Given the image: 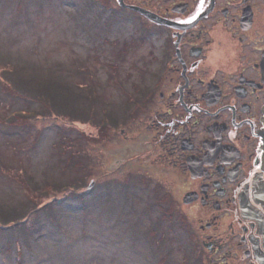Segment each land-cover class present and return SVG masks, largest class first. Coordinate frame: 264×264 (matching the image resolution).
<instances>
[{
    "label": "rangeland",
    "instance_id": "1",
    "mask_svg": "<svg viewBox=\"0 0 264 264\" xmlns=\"http://www.w3.org/2000/svg\"><path fill=\"white\" fill-rule=\"evenodd\" d=\"M86 3L0 0V68L22 77L14 89L29 99L10 100L0 85V264H199L161 215L156 167L119 132L135 128L139 22L106 21ZM118 50L121 64L107 66ZM38 92L54 95L49 105ZM90 111L94 120L117 113V127L106 117L108 133L89 124Z\"/></svg>",
    "mask_w": 264,
    "mask_h": 264
},
{
    "label": "flooded vegetation",
    "instance_id": "2",
    "mask_svg": "<svg viewBox=\"0 0 264 264\" xmlns=\"http://www.w3.org/2000/svg\"><path fill=\"white\" fill-rule=\"evenodd\" d=\"M87 4L106 21L139 22L135 128L119 132L156 167L158 206L183 231L173 240L199 264H264V0ZM116 53L107 66L121 64Z\"/></svg>",
    "mask_w": 264,
    "mask_h": 264
},
{
    "label": "trees",
    "instance_id": "3",
    "mask_svg": "<svg viewBox=\"0 0 264 264\" xmlns=\"http://www.w3.org/2000/svg\"><path fill=\"white\" fill-rule=\"evenodd\" d=\"M85 6H86V8L88 9V7H89V5L86 3L85 4ZM116 43H118V42H116ZM113 45L115 44V43H112ZM88 79H87V83H88V85H90V83H91V81H92V79H91V74L89 73V71H88ZM46 79H50V77H45ZM20 79H22V77L21 76H19L18 74H17V76H15V74H14V69L11 67V66H8V65H3V67H1L0 68V85H4L5 86V92L8 94V95H10L9 97H10V100H16V99H22V100H25V101H27V100H29V99H27L24 95H21V93H19V92H17L14 88L16 87V86H20V87H22V88H25L24 87V85L20 82ZM3 80H5V82H3ZM11 83V86L9 85ZM87 83H80V85L81 86H86L87 85ZM7 85V86H6ZM8 86H10V88L8 87ZM38 90H40V91H44V92H46L47 90H46V88L44 87V86H42V87H39L38 88ZM5 93V94H6ZM38 93H40V92H38ZM40 94H42V93H40ZM93 93H91L90 95H92ZM97 95H95L96 96V98L97 97H99V94L98 93H96ZM39 95V94H38ZM94 95V94H93ZM42 96V97H41ZM54 97V95L53 96H51V97H47V94H46V96L45 95H39V99H38V101H40V100H44V102L47 100L48 101V99L49 98H53ZM91 97V96H90ZM32 101H37V100H32ZM49 102L50 101H48L47 103H48V105H49ZM52 104H54L55 106H56V104H57V102L56 101H54V100H52ZM53 105V109L54 110H58V109H56V107ZM58 108H60V102H59V105H58ZM59 111V110H58ZM52 113H54V114H60L59 112H52ZM95 114V113H94ZM76 115H80L81 116V114H76ZM66 116H68V114H66ZM86 116V115H85ZM93 117H94V115H93ZM107 118V116H106V113L102 116V117H100L99 119H97V120H94L93 118H92V114H91V111H90V114L89 115H87V117H85V118H87V121L89 122V124H91V125H94V126H99V128H102V130L104 131V132H107V131H105V129H106V127H104V126H101L100 125V122H103V119L104 118ZM84 118V117H83ZM85 118L83 119V120H85ZM93 122H97L96 124H94ZM107 122H108V126H109V128H107V129H110V131H112L113 132V128H115L114 127V125L116 124L115 122L116 121H113V122H111V121H109L108 120V118H107ZM108 133V132H107ZM62 145V144H61ZM64 148H65V145H64ZM63 152H65V151H63ZM72 194H74V195H76L75 193H72ZM83 195V192H81L80 193V196H82ZM49 204H53V202H49V203H45L43 206H41V208H43V207H45V206H48ZM40 208V207H39ZM38 211V210H37ZM36 211V212H37ZM161 211V210H160ZM161 215H164V213H163V211H162V214ZM165 216V215H164ZM162 219V218H161ZM167 219V218H166ZM162 222V220H160V223ZM159 222L157 223V224H160ZM168 230V229H167ZM164 233V232H163Z\"/></svg>",
    "mask_w": 264,
    "mask_h": 264
},
{
    "label": "water",
    "instance_id": "4",
    "mask_svg": "<svg viewBox=\"0 0 264 264\" xmlns=\"http://www.w3.org/2000/svg\"><path fill=\"white\" fill-rule=\"evenodd\" d=\"M261 136H262V138H263V142H264V127H263V129L261 130ZM263 164H264V144H263Z\"/></svg>",
    "mask_w": 264,
    "mask_h": 264
}]
</instances>
